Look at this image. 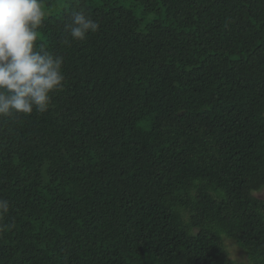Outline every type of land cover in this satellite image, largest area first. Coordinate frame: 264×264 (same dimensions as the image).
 I'll list each match as a JSON object with an SVG mask.
<instances>
[{
  "label": "trees",
  "instance_id": "obj_1",
  "mask_svg": "<svg viewBox=\"0 0 264 264\" xmlns=\"http://www.w3.org/2000/svg\"><path fill=\"white\" fill-rule=\"evenodd\" d=\"M44 7L65 86L0 116V264H264V0Z\"/></svg>",
  "mask_w": 264,
  "mask_h": 264
},
{
  "label": "clouds",
  "instance_id": "obj_2",
  "mask_svg": "<svg viewBox=\"0 0 264 264\" xmlns=\"http://www.w3.org/2000/svg\"><path fill=\"white\" fill-rule=\"evenodd\" d=\"M45 0H0V116L31 115L48 111L53 95L65 86L64 60L39 43V29L48 12ZM99 29L97 21L84 11L71 14L65 30L73 40H84ZM264 189H252L259 198ZM8 202L0 199V216L8 212ZM219 234L218 245L232 264H242L233 237Z\"/></svg>",
  "mask_w": 264,
  "mask_h": 264
},
{
  "label": "rangeland",
  "instance_id": "obj_3",
  "mask_svg": "<svg viewBox=\"0 0 264 264\" xmlns=\"http://www.w3.org/2000/svg\"><path fill=\"white\" fill-rule=\"evenodd\" d=\"M127 3L128 2H125L124 4H127ZM136 11L138 13H140V8H136ZM260 197L264 198V194H260ZM233 243H235L234 240H233ZM237 255L239 256V258H240V260H241L242 263L251 264L250 261L248 260V256H247L246 252L241 247L238 248Z\"/></svg>",
  "mask_w": 264,
  "mask_h": 264
}]
</instances>
